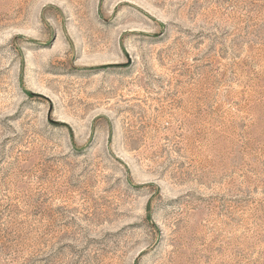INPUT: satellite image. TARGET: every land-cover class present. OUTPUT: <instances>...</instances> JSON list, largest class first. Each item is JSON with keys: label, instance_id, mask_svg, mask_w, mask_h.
Returning <instances> with one entry per match:
<instances>
[{"label": "rangeland", "instance_id": "374dc122", "mask_svg": "<svg viewBox=\"0 0 264 264\" xmlns=\"http://www.w3.org/2000/svg\"><path fill=\"white\" fill-rule=\"evenodd\" d=\"M0 264H264V0H0Z\"/></svg>", "mask_w": 264, "mask_h": 264}]
</instances>
